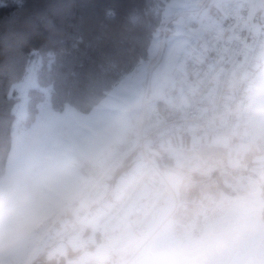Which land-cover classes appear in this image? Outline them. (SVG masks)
I'll return each mask as SVG.
<instances>
[{
	"label": "clouds",
	"instance_id": "clouds-1",
	"mask_svg": "<svg viewBox=\"0 0 264 264\" xmlns=\"http://www.w3.org/2000/svg\"><path fill=\"white\" fill-rule=\"evenodd\" d=\"M232 3L194 10L153 55L149 19L113 10L143 66L118 97L87 119L55 92L0 113V264H264V67L208 70Z\"/></svg>",
	"mask_w": 264,
	"mask_h": 264
},
{
	"label": "trees",
	"instance_id": "trees-1",
	"mask_svg": "<svg viewBox=\"0 0 264 264\" xmlns=\"http://www.w3.org/2000/svg\"><path fill=\"white\" fill-rule=\"evenodd\" d=\"M171 0H0V113L15 109L14 84L26 75L35 52L42 56L39 83L71 98L89 114L123 75L140 60L118 27L106 17L122 19L137 10L149 19L143 34L145 53L163 24L166 2ZM53 57L61 63L54 86L49 81ZM43 99L33 90L28 113ZM16 118L15 111L13 112Z\"/></svg>",
	"mask_w": 264,
	"mask_h": 264
},
{
	"label": "rangeland",
	"instance_id": "rangeland-1",
	"mask_svg": "<svg viewBox=\"0 0 264 264\" xmlns=\"http://www.w3.org/2000/svg\"><path fill=\"white\" fill-rule=\"evenodd\" d=\"M209 4L210 0H171L166 2L163 11V24L152 40L148 55H153L162 47H168L173 42L183 43V37H174L168 30L172 28L173 24L188 23L187 12L199 9L201 6H208ZM41 64L42 56L35 52L28 65L26 75L19 83L14 84L12 87L11 94L18 100L14 109L17 119H22L29 114L28 103L33 90L42 92L43 99L39 102L40 104H51V86H42L39 83L38 72ZM260 67H264V56ZM142 69L143 66L139 63L131 72L123 75L120 81L91 113L84 114L78 112L76 115L87 119L95 114L94 110L107 107L123 92L129 81L141 73Z\"/></svg>",
	"mask_w": 264,
	"mask_h": 264
},
{
	"label": "built area",
	"instance_id": "built-area-1",
	"mask_svg": "<svg viewBox=\"0 0 264 264\" xmlns=\"http://www.w3.org/2000/svg\"><path fill=\"white\" fill-rule=\"evenodd\" d=\"M264 10V0H233L231 16L222 29L220 45L208 60V70L217 62L239 60L252 57L261 66L264 56V22L256 19L257 13ZM195 27V21L189 19ZM207 25H205L206 27ZM193 40H189L192 43Z\"/></svg>",
	"mask_w": 264,
	"mask_h": 264
},
{
	"label": "crops",
	"instance_id": "crops-1",
	"mask_svg": "<svg viewBox=\"0 0 264 264\" xmlns=\"http://www.w3.org/2000/svg\"><path fill=\"white\" fill-rule=\"evenodd\" d=\"M255 247V244H253V248Z\"/></svg>",
	"mask_w": 264,
	"mask_h": 264
}]
</instances>
